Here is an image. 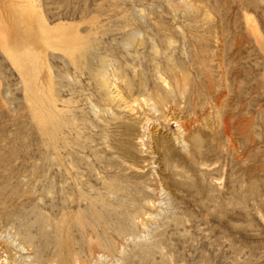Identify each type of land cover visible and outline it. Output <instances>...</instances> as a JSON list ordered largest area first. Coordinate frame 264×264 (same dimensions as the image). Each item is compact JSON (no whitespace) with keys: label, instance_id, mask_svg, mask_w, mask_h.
I'll return each mask as SVG.
<instances>
[{"label":"rangeland","instance_id":"rangeland-1","mask_svg":"<svg viewBox=\"0 0 264 264\" xmlns=\"http://www.w3.org/2000/svg\"><path fill=\"white\" fill-rule=\"evenodd\" d=\"M0 264H264V0H0Z\"/></svg>","mask_w":264,"mask_h":264},{"label":"bare ground","instance_id":"bare-ground-1","mask_svg":"<svg viewBox=\"0 0 264 264\" xmlns=\"http://www.w3.org/2000/svg\"><path fill=\"white\" fill-rule=\"evenodd\" d=\"M28 28L32 31L29 24H28ZM30 34L31 32L30 33L27 32V34L25 35L26 38H24L23 36H18V35L15 36L13 43L10 47V51H8L7 53L9 54V57L14 64H19L22 60H25L31 63V55H30L31 35ZM27 36H28V39H27ZM4 46L5 48H7L5 44ZM24 52H26L27 54H25Z\"/></svg>","mask_w":264,"mask_h":264}]
</instances>
